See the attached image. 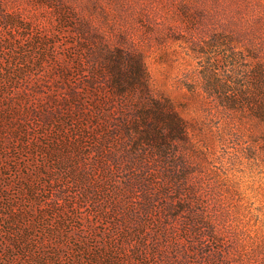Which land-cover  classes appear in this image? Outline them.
Returning a JSON list of instances; mask_svg holds the SVG:
<instances>
[{
	"label": "rangeland",
	"instance_id": "obj_1",
	"mask_svg": "<svg viewBox=\"0 0 264 264\" xmlns=\"http://www.w3.org/2000/svg\"><path fill=\"white\" fill-rule=\"evenodd\" d=\"M115 50L184 122L164 157L126 136ZM259 67L264 0H0V264H264Z\"/></svg>",
	"mask_w": 264,
	"mask_h": 264
},
{
	"label": "trees",
	"instance_id": "obj_2",
	"mask_svg": "<svg viewBox=\"0 0 264 264\" xmlns=\"http://www.w3.org/2000/svg\"><path fill=\"white\" fill-rule=\"evenodd\" d=\"M105 72L109 87L118 92L119 96L124 97L127 92H132V90H140L141 92L139 99L143 103V107L138 109V114L134 117L132 124H125L127 125L126 136L135 144V149L138 146L148 147L160 157H164L166 148L185 139L184 122L171 107L169 101L151 97L147 93V76L140 56L124 53L122 50L112 51L108 54ZM257 75L255 85L260 93L256 97L264 98V72L260 67L257 70ZM222 100L225 104L231 106L239 104L254 106L257 103H254L251 97L246 98L244 94H239L234 99L225 97ZM255 111L262 115L261 118L264 117V101L259 104L258 108L255 106ZM138 180H141V177ZM138 186L145 189V191H149V187H146L144 183L141 184L138 181ZM163 194H166V191L163 190ZM153 201H150V203H153ZM144 207L148 209L147 204H144ZM192 218L194 217L191 215L189 220L190 224H193V234L196 236V240L204 237L212 238V230L201 226L198 220ZM203 254V257H206L205 259L211 257L219 260L222 258L216 253L206 255L204 252ZM177 264L184 263L178 262Z\"/></svg>",
	"mask_w": 264,
	"mask_h": 264
}]
</instances>
